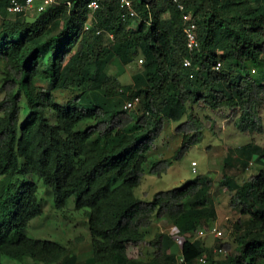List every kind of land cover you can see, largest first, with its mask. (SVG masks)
<instances>
[{
  "label": "trees",
  "instance_id": "obj_1",
  "mask_svg": "<svg viewBox=\"0 0 264 264\" xmlns=\"http://www.w3.org/2000/svg\"><path fill=\"white\" fill-rule=\"evenodd\" d=\"M129 1L135 18L122 19L117 0H100L95 11L86 8L89 0H58L26 19L29 14H7L0 0V264L4 257L18 264H77L59 243L25 234L43 213L39 183L55 209L72 199L75 210H84L90 252L82 264H264V147L248 143L224 160L242 170L251 160L262 167L241 182L223 176L219 183L240 216L234 255L225 243L218 249L229 254L212 258L193 239L217 217L206 175L150 200L133 195L166 121L185 117L174 129L181 139L174 160L213 129L215 121L201 120L194 107L236 114L240 134L263 133L264 83L251 70L264 68V0H183L195 21L198 48L191 52L171 2ZM114 59L123 67L141 60L131 84L122 86L108 73ZM185 59L190 67H183ZM54 91L73 94L60 104ZM136 98L135 112L125 111ZM169 166L159 159L149 173L159 178ZM155 220L173 227L181 241L159 230L149 238ZM129 247H148L150 258L128 256Z\"/></svg>",
  "mask_w": 264,
  "mask_h": 264
},
{
  "label": "rangeland",
  "instance_id": "obj_2",
  "mask_svg": "<svg viewBox=\"0 0 264 264\" xmlns=\"http://www.w3.org/2000/svg\"><path fill=\"white\" fill-rule=\"evenodd\" d=\"M34 17L35 14L33 12L24 18L32 19ZM139 60L136 59L135 63L137 66L123 67L114 59L108 65V73L112 76H117L120 85H129L132 83L133 74L138 70ZM263 72L264 68L261 66H254L253 70H251L252 77L258 79L260 83H264ZM2 74L3 63L0 62V78ZM40 83L39 81L38 84ZM44 86H47L46 82ZM72 94L70 91L64 93L60 91L53 92L56 101L60 104H64ZM132 112L135 111L133 110ZM193 112L201 120L205 116L211 117L215 121L213 129L204 130L200 142L191 146L182 158L174 160L172 156L177 152L181 143L180 136L174 132V129L185 120V117L178 122L166 121L164 133L155 142V148L147 155L146 163L143 165L144 177L139 186L133 189V195L139 199L150 200L156 192L179 187L185 181L193 179L198 175H206L211 181V188L207 199L213 200L217 212V217L214 221H210V226L212 225L211 228L215 227L217 229V234L212 235L207 233L201 238L194 235L193 239L201 240L211 250L212 258L221 259L223 256L229 254V252L222 248V253L217 252L222 244H229L231 246L230 254H236V236L239 233L235 230L234 225L240 216L229 208V195L224 188L220 187V180L225 176L241 182L249 176L256 175L262 169L253 160H251L246 170L245 168L244 170L240 169L234 161L227 165L224 163V160L226 155L231 154L234 157L237 154L236 149L248 143H254L264 147V131L262 134L253 135L238 133L233 126V120L236 114L230 112L220 114L209 109H198L197 107L193 108ZM259 112L264 127V105H262ZM159 159L169 161L170 166L166 173L158 178L154 174L149 173V169L151 164ZM192 162H195L197 165L196 174H192L191 172ZM38 197L43 213L29 222L25 230L26 236L32 239L49 240L59 243L66 249L67 254L76 255L77 264L84 263V260L89 256L90 252V236L84 210H75L72 199L68 200L64 209H55L49 190L41 186L40 183L38 186ZM241 221L244 222L243 230L247 228V224L245 220ZM158 230L168 232L175 237V240H178V242L181 241L179 236H175L176 231L173 227L168 226L165 222L156 220L154 221L152 231L148 233V237H152ZM172 249L175 253L178 252L177 246ZM148 250V247H129L127 253L128 256L134 259L140 258L145 262L150 258L149 254H147ZM2 261L4 264L19 263L5 257L2 258Z\"/></svg>",
  "mask_w": 264,
  "mask_h": 264
},
{
  "label": "built area",
  "instance_id": "obj_3",
  "mask_svg": "<svg viewBox=\"0 0 264 264\" xmlns=\"http://www.w3.org/2000/svg\"><path fill=\"white\" fill-rule=\"evenodd\" d=\"M6 1V13L9 15H15V14H30V13H39L41 12L45 6L55 4L58 0H5ZM100 0H89V2L86 5V8L90 11H95L100 7ZM171 2L176 10L181 12V19L182 22L184 23L183 25V35H184V41H185V46L188 52L193 51L194 49L198 48V41L197 37L195 34V21L191 17L190 13H187L185 11V6L183 3V0H168ZM64 4L69 5L67 2ZM117 4L119 6V9L122 11V19L125 18H135L137 16V13L135 9L133 8L132 3L129 0H117ZM90 26V24L85 26V29H87ZM97 34H100V31L96 32ZM109 38L112 39V36L109 35ZM141 63V60H139ZM191 63L189 59H185L183 61V67H190ZM220 68V64L217 63L214 66L215 71H218ZM138 103V99H134L132 101H127L123 109L125 111H131L136 107V104ZM196 163L192 162L191 163V172L192 174H196ZM212 234L216 235L217 234V229L214 227L210 228L207 232L203 230H199L196 233V236L201 238L205 236V234ZM218 253H222L223 251L218 249ZM200 262H203V259H199Z\"/></svg>",
  "mask_w": 264,
  "mask_h": 264
},
{
  "label": "crops",
  "instance_id": "obj_4",
  "mask_svg": "<svg viewBox=\"0 0 264 264\" xmlns=\"http://www.w3.org/2000/svg\"><path fill=\"white\" fill-rule=\"evenodd\" d=\"M35 15H36V13H34ZM31 15H33V14H31Z\"/></svg>",
  "mask_w": 264,
  "mask_h": 264
}]
</instances>
